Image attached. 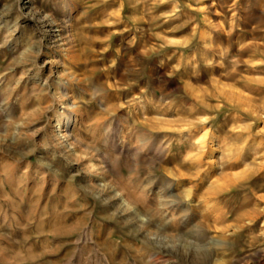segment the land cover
<instances>
[{
  "label": "clouds",
  "instance_id": "obj_1",
  "mask_svg": "<svg viewBox=\"0 0 264 264\" xmlns=\"http://www.w3.org/2000/svg\"><path fill=\"white\" fill-rule=\"evenodd\" d=\"M186 9L181 0H0V264H81L88 209L105 193L139 216L116 199L124 194L106 154L114 118L148 97L145 69L186 91L205 69L237 73L230 47L209 57L213 37L200 18L172 23ZM234 30L223 34L231 41ZM247 45L264 48V39Z\"/></svg>",
  "mask_w": 264,
  "mask_h": 264
},
{
  "label": "rangeland",
  "instance_id": "obj_2",
  "mask_svg": "<svg viewBox=\"0 0 264 264\" xmlns=\"http://www.w3.org/2000/svg\"><path fill=\"white\" fill-rule=\"evenodd\" d=\"M181 2L192 9L172 23L200 18L213 37L209 57L219 61L230 47L237 73L205 69L186 91L145 69L148 97L114 118L106 154L124 194L116 199L145 221L105 193L88 209L81 264H264V48L247 45L253 35L264 39L251 31L264 29V0H202L203 12L196 0ZM235 23L230 41L223 33ZM126 39L115 44L127 50ZM213 74L220 79L210 84Z\"/></svg>",
  "mask_w": 264,
  "mask_h": 264
},
{
  "label": "bare ground",
  "instance_id": "obj_3",
  "mask_svg": "<svg viewBox=\"0 0 264 264\" xmlns=\"http://www.w3.org/2000/svg\"><path fill=\"white\" fill-rule=\"evenodd\" d=\"M200 148V147H199Z\"/></svg>",
  "mask_w": 264,
  "mask_h": 264
}]
</instances>
